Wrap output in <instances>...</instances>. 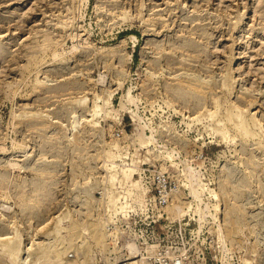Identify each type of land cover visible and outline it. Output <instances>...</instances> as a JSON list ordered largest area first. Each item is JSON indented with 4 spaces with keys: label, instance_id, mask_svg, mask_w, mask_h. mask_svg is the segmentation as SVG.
<instances>
[{
    "label": "rangeland",
    "instance_id": "obj_1",
    "mask_svg": "<svg viewBox=\"0 0 264 264\" xmlns=\"http://www.w3.org/2000/svg\"><path fill=\"white\" fill-rule=\"evenodd\" d=\"M0 264H264V0H0Z\"/></svg>",
    "mask_w": 264,
    "mask_h": 264
}]
</instances>
